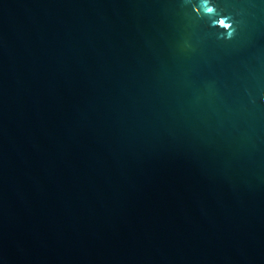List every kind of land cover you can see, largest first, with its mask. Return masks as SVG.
<instances>
[{
  "label": "water",
  "instance_id": "1",
  "mask_svg": "<svg viewBox=\"0 0 264 264\" xmlns=\"http://www.w3.org/2000/svg\"><path fill=\"white\" fill-rule=\"evenodd\" d=\"M210 6L0 0V264H264V0Z\"/></svg>",
  "mask_w": 264,
  "mask_h": 264
},
{
  "label": "clouds",
  "instance_id": "2",
  "mask_svg": "<svg viewBox=\"0 0 264 264\" xmlns=\"http://www.w3.org/2000/svg\"><path fill=\"white\" fill-rule=\"evenodd\" d=\"M201 6L204 8L206 14L211 13L213 11V8L210 6V0H201ZM222 27H230L228 24L221 23Z\"/></svg>",
  "mask_w": 264,
  "mask_h": 264
}]
</instances>
